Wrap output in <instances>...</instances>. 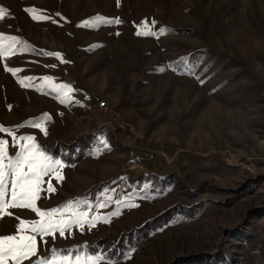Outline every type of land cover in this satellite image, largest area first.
Wrapping results in <instances>:
<instances>
[{"label": "rangeland", "instance_id": "obj_1", "mask_svg": "<svg viewBox=\"0 0 264 264\" xmlns=\"http://www.w3.org/2000/svg\"><path fill=\"white\" fill-rule=\"evenodd\" d=\"M0 10L5 170L34 144L60 162L36 207L81 219L22 264H264V0ZM6 212L0 237L40 219Z\"/></svg>", "mask_w": 264, "mask_h": 264}, {"label": "snow or ice", "instance_id": "obj_2", "mask_svg": "<svg viewBox=\"0 0 264 264\" xmlns=\"http://www.w3.org/2000/svg\"><path fill=\"white\" fill-rule=\"evenodd\" d=\"M28 11V9H25ZM4 15L0 10V18ZM109 23H120L119 20L110 21ZM163 31V30H161ZM140 35L141 33H137ZM150 34V33H149ZM4 53L0 50V56ZM15 75V70H13ZM36 127H40L37 123ZM0 131H6L0 128ZM32 140V137L21 138ZM6 156L5 142L0 140V219L7 214L6 210L10 208H27L36 212L40 219L31 222L19 221L17 232L0 237V264H22L26 259L36 256V238L39 236L43 240L44 236L53 234L57 231L61 235L73 224H80L81 219L75 216L70 220L63 218L53 219L57 214L56 209L49 212L41 211L36 207V201L40 198V184L42 177L55 171V166L60 164L59 161L46 162L42 154L36 150L35 145L22 147L16 156L9 159L7 171L3 160ZM11 176L9 182L8 177ZM58 179H62L58 175ZM10 187V197L6 189ZM50 190L54 191V189ZM71 207V205H68ZM103 207V205H101ZM81 216L83 214H80ZM95 220V218H93ZM27 224V226H26ZM94 227V222L90 223ZM37 264H49L48 261H37Z\"/></svg>", "mask_w": 264, "mask_h": 264}, {"label": "built area", "instance_id": "obj_3", "mask_svg": "<svg viewBox=\"0 0 264 264\" xmlns=\"http://www.w3.org/2000/svg\"><path fill=\"white\" fill-rule=\"evenodd\" d=\"M97 99V97H96ZM100 111H104L103 107L99 104V107H97ZM108 117V116H107ZM115 124V119L111 118H106L104 119V121L101 122V128H105V129H111L113 128Z\"/></svg>", "mask_w": 264, "mask_h": 264}]
</instances>
